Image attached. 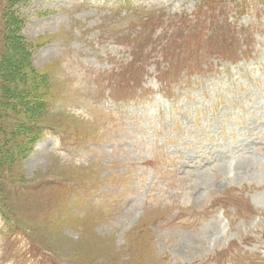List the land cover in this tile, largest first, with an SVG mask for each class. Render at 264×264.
I'll return each mask as SVG.
<instances>
[{"label":"rangeland","instance_id":"rangeland-1","mask_svg":"<svg viewBox=\"0 0 264 264\" xmlns=\"http://www.w3.org/2000/svg\"><path fill=\"white\" fill-rule=\"evenodd\" d=\"M196 4L0 0L60 114L0 172V264H264V0Z\"/></svg>","mask_w":264,"mask_h":264},{"label":"trees","instance_id":"trees-1","mask_svg":"<svg viewBox=\"0 0 264 264\" xmlns=\"http://www.w3.org/2000/svg\"><path fill=\"white\" fill-rule=\"evenodd\" d=\"M197 8L203 12L205 4L207 8L216 5H227L229 0H196ZM208 10V9H207ZM204 13L207 14L208 11ZM198 13V11H197ZM12 25L17 22L11 20ZM181 31L190 30L192 36H197L199 26H178ZM16 36V37H15ZM173 34L168 29L162 39L163 45L167 46L169 38ZM173 40H176L173 39ZM26 41L24 40L25 44ZM209 44H212L210 41ZM19 35L11 33L9 46L0 51V172L7 169L10 170L16 161L15 152L26 155V147L30 144L29 136L34 131L37 138L43 135L44 129L51 127L44 124L43 119H47L46 114L54 113L52 107L57 102L58 92H54L55 88L50 84L49 75L46 72L32 68L31 63L24 59V50L31 54L27 45L22 47ZM143 49L141 46L140 51ZM28 54V55H29ZM171 57L165 60L169 65L174 62L173 53L167 54ZM166 56V55H165ZM10 59H22L19 69H6V65ZM133 60V59H132ZM58 117L60 114L54 113ZM43 122H41V121ZM7 171V170H6ZM4 208H8L6 205Z\"/></svg>","mask_w":264,"mask_h":264}]
</instances>
